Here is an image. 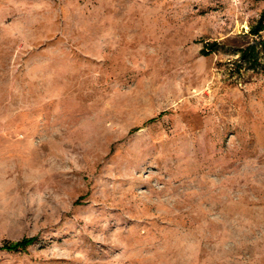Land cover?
I'll use <instances>...</instances> for the list:
<instances>
[{"label":"rangeland","instance_id":"1","mask_svg":"<svg viewBox=\"0 0 264 264\" xmlns=\"http://www.w3.org/2000/svg\"><path fill=\"white\" fill-rule=\"evenodd\" d=\"M264 0H0V264H264Z\"/></svg>","mask_w":264,"mask_h":264},{"label":"trees","instance_id":"2","mask_svg":"<svg viewBox=\"0 0 264 264\" xmlns=\"http://www.w3.org/2000/svg\"><path fill=\"white\" fill-rule=\"evenodd\" d=\"M264 30V12L259 18L250 25L249 33L251 35L258 36L261 31ZM239 60L241 61L240 67L249 69H261L264 70V40L259 39L257 42L247 44L246 46L239 48ZM35 238H22L16 242L4 243L0 249L7 251L24 250L29 245L34 243Z\"/></svg>","mask_w":264,"mask_h":264}]
</instances>
